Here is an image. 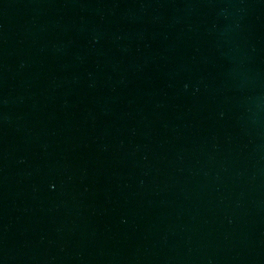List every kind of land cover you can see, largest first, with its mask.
I'll use <instances>...</instances> for the list:
<instances>
[{
    "label": "water",
    "instance_id": "95a60500",
    "mask_svg": "<svg viewBox=\"0 0 264 264\" xmlns=\"http://www.w3.org/2000/svg\"><path fill=\"white\" fill-rule=\"evenodd\" d=\"M0 264H264V0H0Z\"/></svg>",
    "mask_w": 264,
    "mask_h": 264
}]
</instances>
